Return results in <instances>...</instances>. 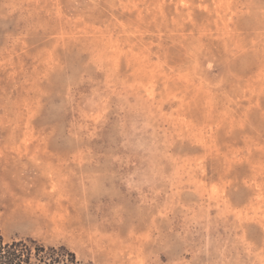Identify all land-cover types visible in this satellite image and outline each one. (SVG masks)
I'll list each match as a JSON object with an SVG mask.
<instances>
[{
    "label": "rangeland",
    "instance_id": "obj_1",
    "mask_svg": "<svg viewBox=\"0 0 264 264\" xmlns=\"http://www.w3.org/2000/svg\"><path fill=\"white\" fill-rule=\"evenodd\" d=\"M0 230L264 264V0H0Z\"/></svg>",
    "mask_w": 264,
    "mask_h": 264
},
{
    "label": "trees",
    "instance_id": "obj_2",
    "mask_svg": "<svg viewBox=\"0 0 264 264\" xmlns=\"http://www.w3.org/2000/svg\"><path fill=\"white\" fill-rule=\"evenodd\" d=\"M0 264H92L80 261L63 245H46L33 238L7 240L0 230Z\"/></svg>",
    "mask_w": 264,
    "mask_h": 264
}]
</instances>
